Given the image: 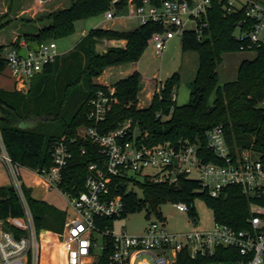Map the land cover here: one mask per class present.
Returning <instances> with one entry per match:
<instances>
[{
    "label": "trees",
    "instance_id": "trees-1",
    "mask_svg": "<svg viewBox=\"0 0 264 264\" xmlns=\"http://www.w3.org/2000/svg\"><path fill=\"white\" fill-rule=\"evenodd\" d=\"M111 1L70 0L67 8L26 20L25 24L34 25L36 32L25 33L8 46L16 47L21 39L27 43H40L70 37L77 21L103 16L111 9L120 14L129 2L118 0L111 5ZM162 1L148 0L155 7H159ZM132 2L141 4V0ZM241 18L240 11L227 14L218 0H212L201 37L198 39L194 31L182 32L181 53L194 52L198 57L186 104L178 106L173 97L180 80L179 74L174 73L161 83L159 91L155 87L149 105L139 108L140 76L134 71L112 85L115 103L105 120L96 126L99 132L107 133L127 122L131 132L136 128L137 141L148 147L187 141L200 144L199 152H206L205 132L221 126L231 154L248 152L264 163V109L257 107L264 99V45L245 50L253 52L254 57L240 61L233 81L218 83L217 66L221 63V56L243 53L233 38L236 23ZM36 25L42 27L36 29ZM4 26L0 25V29ZM162 31L163 27L153 22L139 25L131 31L91 29L66 55L57 58L52 65L30 79L26 93L0 89V137L9 157L30 171L48 169L52 164L50 150L54 140H64L74 158L73 164L63 173L61 186L70 192L82 191L87 166L100 163L101 159L95 146L76 136L79 128L93 126L87 119V102L97 89H104L95 79L107 68L138 62L150 36ZM99 40H123L126 45L108 47L98 53L95 47ZM8 46H0V75L6 70L2 54ZM14 149L20 153L17 154ZM205 155V161L215 162L212 155ZM129 181L140 188L141 198L128 190ZM23 191L37 231L38 264H47L50 235L61 231L66 214L32 199L25 188ZM114 195L121 196L124 203L120 219L143 209L146 216L153 213L161 220L159 207L177 202L185 203L189 216L194 217L193 201L198 197L212 211L215 222L244 229L249 216L248 202L239 188H227L224 195L213 199L201 191L197 181L186 177H179L172 185L156 184L145 179L114 178L110 196ZM22 215V205L13 187L1 186L0 219ZM113 223L114 220H96L100 228L112 227ZM104 243L105 249L94 264H109L112 244L106 238ZM228 261L226 257L217 256L192 260L188 253L181 252L173 264Z\"/></svg>",
    "mask_w": 264,
    "mask_h": 264
},
{
    "label": "built area",
    "instance_id": "built-area-1",
    "mask_svg": "<svg viewBox=\"0 0 264 264\" xmlns=\"http://www.w3.org/2000/svg\"><path fill=\"white\" fill-rule=\"evenodd\" d=\"M117 1L112 0L111 5ZM211 2L164 0L159 7H155L148 0H141L140 5L132 1L128 5L131 8L130 16L139 25L153 22L163 27L162 32H154L148 40L154 55L159 56L171 39L187 30L185 26L189 23L193 28L188 31H194L198 39L201 37L207 25L206 15ZM218 2L227 14L238 11L242 14L233 33L239 51L264 45V0ZM118 15L111 9L104 16L106 20H113ZM58 57L53 40L34 44L21 40L16 47L8 46L2 54L6 70L19 90ZM103 87L97 89L87 102L86 115L93 126L81 127L76 133L78 138L95 146L101 158L100 163L87 166L83 190L70 192L61 186L63 173L73 164L74 158L69 144L64 140H54L50 150L52 164L48 169L31 171L46 188L55 189L64 195L71 208L70 214L65 212L62 239L57 245L62 264H94L105 249V238L112 244L109 264H173L181 252L188 253L192 260L216 256L229 259L228 262L206 264H264V163L248 152L231 154L221 126L205 132L206 152H199L200 144L187 141L148 147L137 141V130L131 132L129 123L101 133L96 126L105 120L107 112L115 103L114 87ZM160 88L161 84L157 91ZM205 154L212 155L215 162L205 161ZM0 164L8 173L23 210L21 217L0 219V264H38L37 231L22 195L21 166L9 157L1 137ZM193 173L196 177L190 178ZM179 177L197 181L201 191L213 199L224 195L227 188H239L248 202L246 227L237 229L214 221L209 231L194 228L180 235L166 231L164 222L160 220L149 223L141 235L131 236L124 231L116 234L114 223L112 227L97 226L96 220H120L124 211L121 196H110L112 179L139 178L156 184L172 185ZM172 205L177 212L188 213L185 203ZM97 237L102 241L99 246Z\"/></svg>",
    "mask_w": 264,
    "mask_h": 264
},
{
    "label": "rangeland",
    "instance_id": "rangeland-1",
    "mask_svg": "<svg viewBox=\"0 0 264 264\" xmlns=\"http://www.w3.org/2000/svg\"><path fill=\"white\" fill-rule=\"evenodd\" d=\"M35 0H2L3 3L0 5L5 6L6 11L0 15V25L5 24L4 27L0 29V44L9 43L12 39V32L8 30L12 26L11 24H22L27 28L34 29V25L25 24L26 20L34 19L39 15H34L38 13L39 9L34 6ZM24 7V8H21ZM24 9V10H19ZM18 9V10H16ZM16 11V12H15ZM105 15V14H104ZM99 16L94 18H89L86 20H80L75 23L74 33L70 37L53 40L57 45L58 54H63L72 49L75 44L82 38V35L88 33L91 29L107 28L111 27L114 30H122L123 27L117 23V16L113 20H106L105 16ZM119 16V15H118ZM126 28L132 29L137 26V22L134 20H126ZM193 28L192 24L185 26V29L190 30ZM86 35V34H85ZM52 41V39H48ZM104 40H99L95 49L98 53H101L105 48ZM8 46V45H5ZM181 39L179 35H176L171 39L166 46V49L159 55L155 56L152 47L148 45L141 55L138 62H136V69H132L133 64H127L124 66L110 67L105 69L102 74L95 79L96 82L103 85H113L119 79L127 76L128 72H133L136 70L140 76V86L141 91L139 93V103L138 107L147 106L149 103V94L152 92V88L158 87L159 84L168 79L172 74L178 73L180 80L175 91V100L178 106L184 105L189 100L190 95V85L195 77L198 57L194 52L181 53ZM7 47H5L6 50ZM254 57L253 52H243V53H230L223 54L221 56V63L217 66L218 83L219 85L226 82L233 81L236 78L237 67L241 60L247 59L251 60ZM127 72V73H125ZM8 71L1 76L0 87L6 90H11L13 88V81ZM152 86V87H151ZM29 84L20 89L14 91L20 93H26L28 91ZM5 91V90H3ZM7 92V91H6ZM13 92V91H9ZM258 108L264 109V99L257 105ZM127 123V122H126ZM136 132V128L134 129ZM14 151L19 154L18 149ZM20 182L22 183V195L28 205L27 197L23 191V188L29 191V196L36 200L42 201L46 205L62 212L68 214L71 213V208L68 205V200L64 195L55 189H48L44 186L41 179L29 170H25L20 167ZM196 175L193 173L190 178H195ZM137 178V177H136ZM139 179V178H138ZM137 179V180H138ZM6 183L11 185V180L5 169L0 171V187ZM27 186H25L24 184ZM6 186V185H4ZM29 187V188H28ZM128 190L136 194L138 198L142 197L141 190L135 184H129ZM14 192L18 198V201L22 205L15 189ZM29 207V206H28ZM194 217H190L188 213H179L175 210L171 203L163 204L159 207V212L164 222V228L169 233L173 234H186L191 232L194 228L198 230L209 231L213 228L214 217L212 211L207 207L202 198H195L193 201ZM160 220L153 214L150 213L146 216V212L138 210L132 213H128L125 218L116 220L114 222V231L116 234L124 231L127 235L139 236L143 233L144 229L151 222H159ZM63 227L60 232L51 233L50 245L48 248V258L47 264H62V257L57 250V245L62 239ZM101 238L97 237L98 246L101 244ZM99 253V252H98Z\"/></svg>",
    "mask_w": 264,
    "mask_h": 264
},
{
    "label": "crops",
    "instance_id": "crops-1",
    "mask_svg": "<svg viewBox=\"0 0 264 264\" xmlns=\"http://www.w3.org/2000/svg\"><path fill=\"white\" fill-rule=\"evenodd\" d=\"M129 1H132V0H129ZM0 3H3L2 2V0H0ZM69 3H70V0H35L34 1V6L36 7V9H39L38 11H36V12H38V13H35L34 15H42V14H46V13H50V12H53V11H56V10H60V9H64V8H67L68 6H69ZM129 3V2H128ZM3 5V4H2ZM2 5H0V15L3 13V11H6V8H5V6H2ZM21 8H24V7H22L21 6ZM19 10H24V9H20V7L18 8ZM18 9H16V10H18ZM16 12V11H15ZM130 12H131V8H130V6L128 5V6H126V8H124L123 10H122V12L119 14L120 16H117V18H115L116 19V21H117V23H119L120 25H122V27H123V29L122 30H116V31H131V30H134L135 28H137L138 26H139V24H138V21L134 18V17H132V16H130L131 14H130ZM35 18V17H34ZM126 20H134V21H136L137 22V26H135L134 28H132V29H128V28H126ZM12 26H10L11 28L8 30V32H12V39L9 41V43H1L0 44V46H5V45H10L11 43H13L18 37H21L23 34H25V33H35L36 32V30L34 31V30H32L31 28L29 29V28H27V27H25V26H22V24L20 23V24H11ZM40 27H42L41 25H36L35 26V28L36 29H38V28H40ZM96 28H99V27H96ZM101 29H107V30H114V28H111V27H107V28H101ZM86 34V33H85ZM85 34L84 35H82V37L83 36H85ZM0 35H2V34H0ZM22 40V39H21ZM20 40V41H21ZM80 41V40H79ZM78 41V42H79ZM77 42V43H78ZM76 43V44H77ZM104 46L105 47H124L125 45H126V42L125 41H123V40H104ZM30 44H34V43H30ZM75 44V45H76ZM57 46V45H56ZM73 48V47H72ZM70 51V50H69ZM68 51V52H69ZM68 52H66V53H64V54H67ZM61 55H63V54H59V57H61ZM58 57V58H59ZM132 69H136V63H134L133 64V67H132ZM5 71H7V70H5ZM5 71H4V73H5ZM134 71H136V70H133V72ZM3 73V74H4ZM125 73H127V72H125ZM132 72H128L127 73V75H129V74H131ZM2 74V75H3ZM2 75H0V80H1V76ZM12 80L11 81H13V88L11 89V90H6V89H4L3 87H0V89H2V90H5V91H7V92H9V91H14V89H16V90H19L18 88V86L15 84V81H14V79L13 78H11ZM96 83H98V82H96ZM98 84H100V83H98ZM100 85H102V86H108V85H103V84H100ZM152 87V86H151ZM152 92H150V94H149V103H150V100H151V98H152V95H153V93H154V90H155V88H152ZM149 103H148V105H149ZM147 105V106H148ZM147 106H144V107H141V106H139V108H145V107H147ZM4 169V167L0 164V171H2ZM25 169V168H24ZM25 170H27V169H25ZM24 184V183H23ZM4 185H6V186H9V185H7L6 183H4L2 186H4ZM25 185V184H24ZM26 186V185H25ZM27 187V186H26ZM29 188V187H28Z\"/></svg>",
    "mask_w": 264,
    "mask_h": 264
}]
</instances>
